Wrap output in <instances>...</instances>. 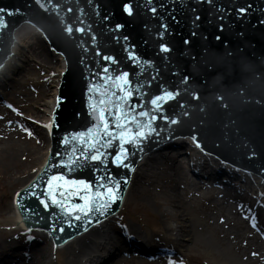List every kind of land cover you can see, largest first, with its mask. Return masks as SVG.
Returning a JSON list of instances; mask_svg holds the SVG:
<instances>
[{"label": "water", "instance_id": "95a60500", "mask_svg": "<svg viewBox=\"0 0 264 264\" xmlns=\"http://www.w3.org/2000/svg\"><path fill=\"white\" fill-rule=\"evenodd\" d=\"M0 9V66L23 23L67 65L50 155L47 136L43 169L14 199L28 229L59 245L113 215L136 163L174 140L196 137L238 175L264 179V0H0Z\"/></svg>", "mask_w": 264, "mask_h": 264}, {"label": "bare ground", "instance_id": "6f19581e", "mask_svg": "<svg viewBox=\"0 0 264 264\" xmlns=\"http://www.w3.org/2000/svg\"><path fill=\"white\" fill-rule=\"evenodd\" d=\"M22 32H26L25 37H16L18 43H12L11 53L14 57H9L6 64L0 68V87L9 81L10 71H14L12 63L23 62L29 56L46 64L38 53L39 42L44 43L39 37V32L23 23L12 35ZM57 61L51 91L45 94L37 112L28 111L26 118L35 123V127L39 128L44 136H47L51 108L56 107V83L65 67V63H60V57ZM13 122L14 119L8 117L6 129L0 131V156L6 165L15 162L19 156L28 157L30 161L39 153V150L30 146L26 140H23V143L14 140L19 135L14 130ZM176 141L178 149L157 151L145 155L136 163V170L133 171L121 199V203L131 199L145 201L155 205L159 212L161 210V216L169 222L166 231L171 239L168 240L166 236L165 240L170 243L162 239L153 240L140 236L130 227L127 229L129 234L126 237L118 238L106 227L108 218L91 225L88 231L60 247L66 251V264H109L108 259L111 258H118L119 264H124L125 255H130L132 264H155L154 260L173 259L174 246L186 249L188 243H194L198 247L195 235L201 223H210L211 216L217 227L213 233L220 242L227 241L237 255L245 250L249 251L247 256L243 254L241 256L244 264H264L263 244L254 235L263 228L256 219L258 216H255L260 207L245 201L242 195L245 190L249 193V199L259 195L264 200L263 180L238 175L234 165L206 155V152L197 149L190 139ZM43 156L44 153L40 157L42 162ZM41 168L42 163L34 175H37ZM220 173L224 175L219 180L217 176ZM189 177L199 179L202 185L197 186ZM230 181L233 186L227 185L225 189L220 190L223 183ZM204 189L205 192H200ZM198 202L201 204L200 210L196 207ZM15 211V217L10 221V225L27 232L26 225L20 223L19 212ZM261 211L264 216V209L261 208ZM17 233L20 236L23 234L21 231ZM119 241L121 246L117 245ZM6 244V242L0 244V264H49L43 254L32 262L19 263L14 254L3 253ZM88 245L92 247L90 254L80 260L79 256Z\"/></svg>", "mask_w": 264, "mask_h": 264}, {"label": "rangeland", "instance_id": "374dc122", "mask_svg": "<svg viewBox=\"0 0 264 264\" xmlns=\"http://www.w3.org/2000/svg\"><path fill=\"white\" fill-rule=\"evenodd\" d=\"M39 46L38 53L44 58L46 64H42L29 56L23 62L16 61V63H12L14 71H10L9 75L11 77L9 81L3 87H0V131L6 129L8 117L14 119V130L19 135L14 140L20 143L26 140L30 146L39 150L35 159H30L29 161L28 157L19 156L15 159V162L9 165L3 164L1 161L2 156H0V244L6 242L7 246L4 247L3 253L10 252V254H14L15 259L19 263L32 262L43 254L49 264H66V251L60 248L63 245L55 247L46 233L42 231L25 232L17 226L10 225V221L15 217L16 213L13 206L14 195L28 183L30 177L38 170L42 163V158L40 157L44 153L47 138L39 128L35 127V123L26 118L27 114H29L28 111L37 112L45 94L51 91V86L55 80L54 70L57 67V58L60 57V54L50 50L47 44L43 42H39ZM11 48L12 44L9 54L0 68L6 64L9 57H14L11 53ZM176 162L178 163V160ZM223 175V173H220L217 178L220 180ZM189 179L196 183L197 186L202 185L199 179L192 177H189ZM227 185L233 186L231 181L225 182L220 190L225 189ZM205 191L206 189L200 192ZM243 193L245 201L260 207L257 211L258 215L255 213V216H258L256 219L263 225V228L262 231H256L254 235L264 247V216L261 213V208L264 209V200L259 195H255L254 199H249V193L245 190ZM200 206L199 202L196 203L198 209ZM249 224L250 221L248 222ZM106 225L108 230L118 238L119 236L126 237L129 234L127 229L130 227L138 232L140 236H146L153 240L162 239L163 241L166 236L168 240L171 239L166 231L169 222L163 219L161 210L159 212L155 205L153 206L145 201L126 200L125 203H122V213L109 218ZM214 229H217V227L213 216H211L210 223H201L200 229L195 235L198 247L194 243H188L186 249L174 246V250L172 249L174 252L173 259L154 260L155 264H169V261L172 264H244L241 256L242 254L247 256L249 251L245 250L237 255L227 241L220 242L217 239L213 233ZM20 231L23 232L22 236L17 233ZM83 233L85 231L81 234ZM168 240L165 241L170 243ZM117 245L121 246L120 241L117 242ZM167 246L170 245L167 244ZM91 250V245H88L79 256V259L86 258ZM129 256H123L124 264H132ZM117 259H108V263L119 264V259Z\"/></svg>", "mask_w": 264, "mask_h": 264}, {"label": "snow or ice", "instance_id": "6c2138e0", "mask_svg": "<svg viewBox=\"0 0 264 264\" xmlns=\"http://www.w3.org/2000/svg\"><path fill=\"white\" fill-rule=\"evenodd\" d=\"M37 3H39V0H37ZM123 10L126 13H128L129 15H132V12L130 10V5L125 4L124 7H123ZM4 11H5L4 9H0V13H3ZM152 11H155V9H152ZM240 11L242 12L243 9H240ZM8 14L11 15L12 13H8ZM4 26H6V25H5V22L3 20V17H0V28H2ZM120 27H122V25H117V28H120ZM69 31H71V29H69ZM217 39H219V37ZM185 43H188V41H185ZM160 48H161V51H164V52L169 51V48L166 45L161 44L160 45ZM104 59L105 60H112L113 58L112 57L105 56ZM107 71L108 70L105 69V72H107ZM122 75L127 76L128 74L127 73H123ZM165 95L168 96V97H173L175 94L174 93H171V92H166ZM162 99H163V97L157 96V97L153 98V100L151 102L153 103V105H157V101H160ZM157 107H158V105H157ZM140 114L141 115H144V113H140ZM151 119H156V117H151ZM171 122L172 123H176V121H174V120L171 121ZM117 127H120L119 123H117ZM192 139L195 142L196 137H192ZM196 146L199 148L200 147L199 143H197ZM122 151H123V149H122ZM91 159L92 160H97V159H99V156L98 155H93L91 157ZM125 159H126V157H125ZM114 163H118L121 166L127 167V165L124 164V161L122 159H120V156L119 155H117L116 160L114 161ZM79 183L83 184L84 181H79ZM112 199L113 200L116 199V196L113 195L112 196ZM40 203L42 205H44L45 207H47V205L45 204V201L44 200H41ZM53 203H55V201H53ZM106 208H107V203L101 205L99 208L96 209V211H101V214H103L102 209H106ZM76 219H79V217H76ZM29 231H30V229H29ZM61 231H63V229H61ZM169 264H172V262L169 261Z\"/></svg>", "mask_w": 264, "mask_h": 264}]
</instances>
